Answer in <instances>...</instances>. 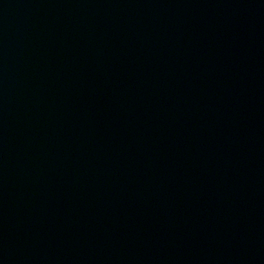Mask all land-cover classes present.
Listing matches in <instances>:
<instances>
[{
    "label": "water",
    "instance_id": "obj_1",
    "mask_svg": "<svg viewBox=\"0 0 264 264\" xmlns=\"http://www.w3.org/2000/svg\"><path fill=\"white\" fill-rule=\"evenodd\" d=\"M198 0H0V264H221Z\"/></svg>",
    "mask_w": 264,
    "mask_h": 264
}]
</instances>
